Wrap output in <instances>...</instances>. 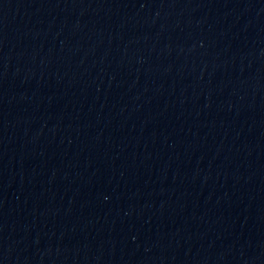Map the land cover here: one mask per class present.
<instances>
[{"label":"water","instance_id":"obj_1","mask_svg":"<svg viewBox=\"0 0 264 264\" xmlns=\"http://www.w3.org/2000/svg\"><path fill=\"white\" fill-rule=\"evenodd\" d=\"M0 251L264 264V0H0Z\"/></svg>","mask_w":264,"mask_h":264}]
</instances>
